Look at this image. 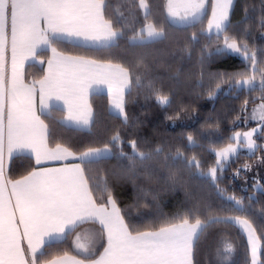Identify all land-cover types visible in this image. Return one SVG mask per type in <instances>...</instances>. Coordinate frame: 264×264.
<instances>
[{
	"label": "snow or ice",
	"instance_id": "snow-or-ice-1",
	"mask_svg": "<svg viewBox=\"0 0 264 264\" xmlns=\"http://www.w3.org/2000/svg\"><path fill=\"white\" fill-rule=\"evenodd\" d=\"M233 6L234 0H166L164 5L170 28L201 27L199 34L192 32L183 50L191 58V47L203 39L199 61L202 68L213 57L234 56L244 64L238 71L208 73L209 83L215 85L208 90L210 99L215 98L222 84L237 93L257 94L252 99L251 113L249 100L245 99L236 120L245 124L256 121L258 126L243 133L234 131L224 147L213 146L215 164L205 173L195 155H186L197 146L191 133L187 135V146L176 147L174 152L162 144L149 145L146 138H129L139 125V121L130 123L126 111V97L133 88L144 90L146 98L154 97L165 109L173 101L160 83L162 77L152 74L153 65L162 66V60L153 56L150 65L147 59L152 53L145 51L134 53V63L125 62L116 58L113 50L119 49L125 39L129 49H153L169 38L163 23L146 22L137 30L119 9L115 19L107 15L112 7L109 0H0V264H194L201 238L216 225L239 228L247 238L250 264H264V209L257 219L252 211L256 203L253 196L247 197L245 204L244 197L228 195L220 187L226 165L232 157H239L240 148L248 150L249 158L264 149L257 142L258 131L264 136V47L250 44L247 38L249 29L256 25L255 9L245 6L244 18L239 22L243 34H230ZM136 7L133 0L128 11ZM138 7L148 21L152 15L148 0H138ZM258 27L264 36V8ZM64 44L96 54L107 52L108 56L66 54L60 50ZM45 56L47 68L42 78L27 81L26 63L33 62L29 67L37 61L44 64ZM92 94H106L112 118H119L121 126L129 128L128 136L114 130L102 146L88 144L78 150L50 143L46 120L57 111L64 114L60 123L92 130L98 122L88 102ZM166 119H179V113ZM25 152L38 167L13 179L7 175V162ZM112 159L117 161L116 173L130 180L143 196L148 193L136 182L155 178L158 165L167 171L173 187L177 183L183 186V179L177 175L181 168L191 173V179L210 183L221 204L198 202L171 217L161 214L154 227L135 228L118 207L107 176L90 175L102 171L97 166ZM49 161L64 163L60 167L46 166ZM259 164L264 166V156ZM252 167L244 164L236 169L235 177ZM252 188L264 191L259 179L254 180ZM85 224L98 225V229L89 230V244L81 243L77 232ZM73 234L75 254L64 251L50 258L52 246ZM234 251L233 243L225 240L217 248L221 264H226Z\"/></svg>",
	"mask_w": 264,
	"mask_h": 264
},
{
	"label": "trees",
	"instance_id": "trees-1",
	"mask_svg": "<svg viewBox=\"0 0 264 264\" xmlns=\"http://www.w3.org/2000/svg\"><path fill=\"white\" fill-rule=\"evenodd\" d=\"M132 2L133 0H128V3H125V0H109L112 7L108 9L107 15L115 19L117 9H119L129 18L130 24L134 23L137 30L146 22L163 23L169 38L164 43L157 44L153 49L148 50L129 49L125 39L121 41L119 49L113 50V55L125 62L134 63L136 59L134 53L147 51L152 53L147 59V63L150 65H153V56L162 60L164 62L162 66L153 65L152 74L162 77L160 83L164 91L170 92L173 102L171 107L165 109L156 103L154 97L146 98L147 93L144 90L137 91L136 88H133L131 95L126 97V111L131 118L130 123L139 121V125L132 130L134 135L129 138H146L149 145L162 144L166 148L171 147L174 152L176 147L184 149L187 146V135L191 133L197 141V146L194 151L186 152V155L189 157L195 155L201 162V170L206 173L208 168L215 164V155L211 147H223L230 142L228 135L238 123L236 116L240 112L243 101L248 99V106L253 105L252 99L256 98L257 94L237 93L230 89L227 84H222L215 98L210 99L208 90L209 88L214 89L215 85L209 83L208 73H215L220 70L227 72L241 70L244 67L241 59L234 56L213 57L202 68L199 61L201 49L205 43L203 39L199 45L191 47V58H189V53L183 50L192 32L200 33L201 27L199 25L188 30L170 28L165 19L164 5L166 0H148L152 15L148 21H145L144 13L138 7V0H135L137 7L132 9L131 13L128 11V4ZM245 6L249 9H255L256 16V25L249 29L248 41L258 48L264 47V36L261 35L258 27L260 11L264 8V0H235L230 17L233 25L230 34H243L239 22L244 18ZM128 31L130 32L131 29ZM60 50L70 55H95L97 58L108 56L107 52L96 54L85 48H75L71 44L61 45ZM209 50L213 51L214 49ZM47 55L49 56V53ZM46 59L47 56L44 57V60ZM31 64L33 63L25 67V79L29 82L33 79H40L44 74L43 64L35 63L34 66L29 67ZM202 72L204 73L203 77L201 76ZM90 104L98 121L91 131L78 130L60 123L64 114L57 111L52 119L46 120L51 133L50 143L59 142L70 146L73 150H78L88 144L102 146V142L107 141L114 130H120L123 135L128 136L129 128L122 127L119 118H112L105 94L91 95ZM182 108L187 110L181 111ZM177 113H179V119H166V116H175ZM208 130H217L220 133V140L210 142L205 139L204 133ZM141 147L147 146L141 145ZM125 148L128 151L131 150L127 144H125ZM242 156L231 162L229 167L224 170L220 187L226 189L229 195L244 197L245 204L248 203L247 197L253 196L256 201L253 205V215L259 219L261 209H264V191L259 188H252L254 180L258 179L256 172H254L257 168V157L245 156L244 158V155ZM116 164L117 161L112 159L97 166L102 171L99 173L93 171L90 175L107 176L118 207L125 215L126 220L135 228L148 229L154 227L161 214L171 217L198 202L206 201L213 205L221 204V198L215 188L210 183L191 179V173L187 169L181 168L177 174L183 179V186L177 183L173 187L172 181L167 180V171L155 165L158 169L155 178L151 180L141 178L136 182L148 193L147 196H143L136 191L130 180L116 173L114 168ZM244 164H251L253 166L251 171H247L236 178L234 176L236 169H242ZM35 167L37 166L31 156L16 155L8 164L7 175L17 179ZM195 171V169L192 170V172ZM244 176L250 181L243 180ZM261 183L264 185V180ZM254 192L255 195H253ZM145 204L148 206L145 207ZM225 240L233 243L235 248L226 264H250L247 238L239 228L225 227L224 225H216L210 228L205 237L201 238L196 249L194 264H221V260L217 256V248L222 247ZM64 251L73 253L70 237L67 241L52 246L53 256L50 258L61 255Z\"/></svg>",
	"mask_w": 264,
	"mask_h": 264
},
{
	"label": "rangeland",
	"instance_id": "rangeland-1",
	"mask_svg": "<svg viewBox=\"0 0 264 264\" xmlns=\"http://www.w3.org/2000/svg\"><path fill=\"white\" fill-rule=\"evenodd\" d=\"M235 2V0H234ZM30 64V63H29ZM257 104L259 103V100L256 102ZM248 107V113L250 114L251 113V109L254 107V105H249L247 106ZM258 126V122L256 121H249L248 123H242L241 121H238L237 125L234 127V130L230 132V134L228 135L229 136V140L230 138L233 136V132L234 131H239L241 133L245 132V131H248L250 130L251 128L253 127H257ZM257 136L259 137L257 142L258 144H261V145H264V136H260L259 135V131L257 133ZM204 138L207 139L208 141L210 142H218L220 140V133L217 131V130H208L204 133ZM256 138V137H254ZM229 143V142H228ZM227 143V144H228ZM226 144V145H227ZM224 145V146H226ZM223 146V147H224ZM216 148H220V147H216ZM212 149V147H211ZM239 152H240V155L238 158L240 157H243L242 155H244V158L245 156H248L247 152L248 150L246 148H240L239 149ZM261 156H264V149H262L261 151H258L256 152L255 154V157L256 158V162H257V168L254 170V172H256L257 174V178L262 181L264 180V166L260 165L259 164V158ZM237 157H232L231 160L228 162V164L226 165L225 169H227V167H229V164L235 160L238 159ZM207 173V172H206ZM225 172H223L224 174ZM253 174V173H252ZM254 175V174H253ZM235 176V175H234ZM245 177V178H244ZM243 177V180L245 181H250L246 176ZM229 195V194H228Z\"/></svg>",
	"mask_w": 264,
	"mask_h": 264
},
{
	"label": "crops",
	"instance_id": "crops-1",
	"mask_svg": "<svg viewBox=\"0 0 264 264\" xmlns=\"http://www.w3.org/2000/svg\"><path fill=\"white\" fill-rule=\"evenodd\" d=\"M51 55V53H49V56ZM45 63L43 64L44 66V70L47 68V59L44 60ZM29 63H33L32 61H29L26 63V65H28ZM35 63H38L40 64L38 61L35 62ZM25 65V67H26ZM42 78V77H41ZM105 93H106V89H105ZM93 95V94H92ZM106 95V94H105ZM90 97L91 95H89L88 97V102L90 104ZM107 97V96H106ZM107 103H108V99H107ZM91 105V104H90ZM37 106H38V98H37ZM108 110H109V104H108ZM64 120V117L62 118V121ZM66 126L68 127H72V128H75L73 126H70L67 124V122L64 123ZM76 129V128H75ZM84 130H87V129H84ZM24 155H29L27 152L25 153H22ZM22 154H18V155H22ZM16 156V155H15ZM30 156V155H29ZM33 158V157H32ZM34 159V158H33ZM35 161V160H34ZM10 161L7 162V167H8V164H9ZM64 162L62 161H49L47 162V165L46 166H51V167H60L62 166ZM37 166V165H36ZM38 167V166H37ZM18 179V178H17ZM92 229H98V225H91V224H85L83 226H81L79 229H77V232L81 235V243H85V244H89L92 242V234L89 230H92ZM246 237V236H245ZM75 238H76V234H73L72 236H70V245H71V250L73 253H70V254H75V247H74V241H75ZM98 251H102L101 248L98 247L97 249ZM62 255V254H61ZM59 256V255H57ZM57 256L53 257V258H56Z\"/></svg>",
	"mask_w": 264,
	"mask_h": 264
}]
</instances>
